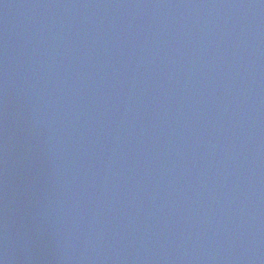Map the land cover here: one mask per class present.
<instances>
[{
	"label": "water",
	"instance_id": "1",
	"mask_svg": "<svg viewBox=\"0 0 264 264\" xmlns=\"http://www.w3.org/2000/svg\"><path fill=\"white\" fill-rule=\"evenodd\" d=\"M0 264H264V0H0Z\"/></svg>",
	"mask_w": 264,
	"mask_h": 264
}]
</instances>
